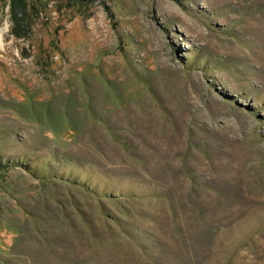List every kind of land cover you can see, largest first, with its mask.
I'll return each instance as SVG.
<instances>
[{"label": "rangeland", "instance_id": "obj_1", "mask_svg": "<svg viewBox=\"0 0 264 264\" xmlns=\"http://www.w3.org/2000/svg\"><path fill=\"white\" fill-rule=\"evenodd\" d=\"M0 264H264V0H0Z\"/></svg>", "mask_w": 264, "mask_h": 264}, {"label": "trees", "instance_id": "obj_2", "mask_svg": "<svg viewBox=\"0 0 264 264\" xmlns=\"http://www.w3.org/2000/svg\"><path fill=\"white\" fill-rule=\"evenodd\" d=\"M12 15H13V17H16V15H17V12H16V11H14V12L12 13Z\"/></svg>", "mask_w": 264, "mask_h": 264}]
</instances>
